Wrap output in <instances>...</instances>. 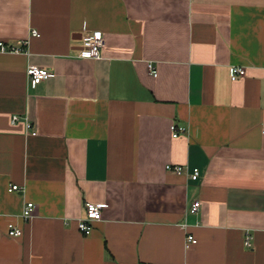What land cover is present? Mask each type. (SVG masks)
<instances>
[{
  "label": "crops",
  "instance_id": "obj_1",
  "mask_svg": "<svg viewBox=\"0 0 264 264\" xmlns=\"http://www.w3.org/2000/svg\"><path fill=\"white\" fill-rule=\"evenodd\" d=\"M22 39L0 52V264H264V0H0V41ZM28 65L51 76L32 88Z\"/></svg>",
  "mask_w": 264,
  "mask_h": 264
},
{
  "label": "built area",
  "instance_id": "obj_2",
  "mask_svg": "<svg viewBox=\"0 0 264 264\" xmlns=\"http://www.w3.org/2000/svg\"><path fill=\"white\" fill-rule=\"evenodd\" d=\"M31 36H39V33L35 29H30ZM28 44V40L22 39L18 40L15 44H6L3 41H0V52L1 53H12V54H27L26 46ZM105 40L103 34L100 31L88 32L85 30V33L81 36V46L77 52V57L85 58V59H98L101 57V51L104 47ZM148 70L152 76H156L157 73L153 68L151 63L148 64ZM26 77L28 81V85L30 87H35L40 82L47 80L51 76V72L49 69L40 67L37 65H28L26 68ZM245 75V68L240 66L232 67L231 71V79L234 80L237 77ZM19 116L13 115L11 122L15 123L18 121ZM25 127L28 130V133L32 136L37 135V130L32 129V124L25 118ZM171 132L173 137H178L179 135L185 134L187 132V128L185 126H179L172 124ZM165 169L168 172H171L176 175H186L188 178L192 180H196L200 174V171L197 168H193L191 171L187 165L180 164H167ZM10 192L12 191H20V187L18 185H10L8 188ZM34 204L32 202H26L22 208L20 216L24 220H28L33 216L34 212ZM200 202L198 200L193 201L189 208L188 213L196 214L199 210ZM102 220V205L99 203L93 202H85L84 204V212L83 214L77 218V227L84 234L89 235L92 231L93 224L95 222ZM185 227V224H183ZM22 233L21 229L12 223L7 227V235L9 237H18ZM197 243V239L190 233L185 234L184 238V248L189 249L192 245ZM244 246H251V235L246 233L244 239Z\"/></svg>",
  "mask_w": 264,
  "mask_h": 264
}]
</instances>
